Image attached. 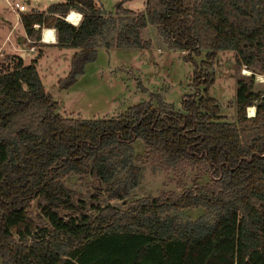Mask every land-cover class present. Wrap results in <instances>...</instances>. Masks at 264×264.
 <instances>
[{
    "label": "trees",
    "instance_id": "1",
    "mask_svg": "<svg viewBox=\"0 0 264 264\" xmlns=\"http://www.w3.org/2000/svg\"><path fill=\"white\" fill-rule=\"evenodd\" d=\"M122 1L111 14L95 0H60L19 13V22L32 44L41 28H53L54 45L73 50L68 83L97 46L148 50L141 31L154 26L167 49L192 63L194 91L182 97L181 111L149 93L116 117H64L35 59L0 63V264H264V97L245 117L258 95L251 80L237 79L236 122L228 123L207 92L217 51L231 50L237 66L257 63L264 73V0H144L138 13ZM72 11L80 14L76 25L64 19ZM135 140L149 154L137 160L177 174L203 162L211 182L138 197L123 209L95 203L88 214L82 202L74 206L68 174L94 177L112 200L137 186L138 168L129 163ZM124 170L128 177L118 179ZM32 200L42 224L27 213ZM186 208L208 216L179 222L172 213Z\"/></svg>",
    "mask_w": 264,
    "mask_h": 264
},
{
    "label": "rangeland",
    "instance_id": "2",
    "mask_svg": "<svg viewBox=\"0 0 264 264\" xmlns=\"http://www.w3.org/2000/svg\"><path fill=\"white\" fill-rule=\"evenodd\" d=\"M7 1L21 4L25 8L24 12H29L43 11L49 4L60 0H0V63L6 60L14 61L12 57L17 56L12 54L10 39L14 37L15 40L23 41L21 25L18 22L19 14L17 15L7 7ZM95 1L105 12L113 14L115 4L122 0ZM121 5L138 13L143 11L144 0H123ZM11 26L13 29L16 27L17 30L11 32L9 39L5 38ZM111 36L112 33H106V40H110ZM141 36L151 41V47L148 50L104 49L97 46L94 59L86 62L83 72L74 77L70 83L64 81V78L69 69L72 49L48 46L45 53L36 58L39 50L34 48L31 54L24 57L23 62L27 64L32 59L36 60L41 83L46 92L58 103L55 112L60 116L81 119L116 117L127 107L147 100L149 93L159 94L162 101L171 105L173 110L181 111L182 97L194 91L190 85L192 63L183 58V52L167 49L154 26L143 29ZM37 59H39L38 62ZM200 59L202 54L193 56L195 63H198ZM243 68L246 70H241ZM212 73L214 81L207 92L219 106V120L228 123L236 122L234 97L237 79L251 80V90L258 95V99L247 106L253 109L252 113L250 114L248 110L251 108L245 107L243 110L245 117L249 115L254 117V107L261 102L260 98L264 97V73L259 70L258 64L247 67L237 66L234 63L233 51H217ZM152 105L156 106L154 100ZM131 146L129 163L130 166L138 168L137 186L129 190L124 199L112 200L106 198L103 191L105 186L94 177L88 174H68L63 178V184L72 191L74 206L82 202L83 210L88 214H94V211L89 209V205L95 203L123 209L138 197L156 196L168 191L178 194L185 188L211 182V174L203 162L186 163L177 174L173 168L163 169L152 161L137 160L136 155H140L142 159L149 156L140 141L135 140ZM127 177L126 170L117 175L120 180H125ZM95 192H101L102 199L95 201L93 197ZM27 213L37 220L38 224L43 223L39 217L36 200L30 202ZM172 214L179 222L208 216L202 208L178 209ZM207 218L210 219V217Z\"/></svg>",
    "mask_w": 264,
    "mask_h": 264
},
{
    "label": "crops",
    "instance_id": "3",
    "mask_svg": "<svg viewBox=\"0 0 264 264\" xmlns=\"http://www.w3.org/2000/svg\"><path fill=\"white\" fill-rule=\"evenodd\" d=\"M27 2V1H26ZM39 10V9H38ZM71 11V10H70ZM75 12V11H74ZM77 13V12H76ZM70 14V12H69ZM19 22V21H18ZM19 25L20 22H19ZM13 30H17L16 27L13 29V27L11 26V28H9L7 30L6 33V37H8V39L10 38V35L13 33ZM12 32V33H11ZM19 32V31H18ZM21 35L23 38V41H19V40H15V38L13 37V39H10V46H12V54L17 55L18 57H20L22 60L24 59V57L28 56L29 54H31L30 52L33 51V49L35 48L36 50L41 51L42 50V55L45 53L46 51V47L48 46H52V48H55L53 43H44L42 41H39L38 43H36V45L32 44L31 42H29V40L26 38L24 31L22 29L21 26ZM42 44V45H41ZM69 49V48H67ZM23 56V57H22ZM42 57V56H41ZM40 59V58H39ZM39 59H37V62L39 61Z\"/></svg>",
    "mask_w": 264,
    "mask_h": 264
},
{
    "label": "built area",
    "instance_id": "4",
    "mask_svg": "<svg viewBox=\"0 0 264 264\" xmlns=\"http://www.w3.org/2000/svg\"><path fill=\"white\" fill-rule=\"evenodd\" d=\"M7 7L12 11V12H15V13H17V15L19 14V13H23L24 11H25V8H24V6L23 5H21V4H17L16 2H8L7 1ZM67 15V14H66ZM80 16V15H79ZM79 21V20H78ZM71 24V23H70ZM77 24V23H76ZM76 24H72V25H76ZM47 31H50L51 33V41H48V40H42L43 38V34H46L47 33ZM50 38V37H49ZM40 41H42V42H44V43H53V42H55V36H54V30H53V28H41L40 29ZM241 70H246V69H241ZM247 108H249V107H247ZM246 108V109H247ZM253 116V115H252Z\"/></svg>",
    "mask_w": 264,
    "mask_h": 264
},
{
    "label": "bare ground",
    "instance_id": "5",
    "mask_svg": "<svg viewBox=\"0 0 264 264\" xmlns=\"http://www.w3.org/2000/svg\"><path fill=\"white\" fill-rule=\"evenodd\" d=\"M80 14L76 13V12H70V14H68L65 18V20L71 24H76L80 18L79 16ZM51 32L50 31H47L46 34H43V39L42 40H48V41H51ZM50 37V38H49ZM249 110V113L251 114L253 109H248ZM252 115H249V117H251Z\"/></svg>",
    "mask_w": 264,
    "mask_h": 264
},
{
    "label": "water",
    "instance_id": "6",
    "mask_svg": "<svg viewBox=\"0 0 264 264\" xmlns=\"http://www.w3.org/2000/svg\"><path fill=\"white\" fill-rule=\"evenodd\" d=\"M34 28H35V29H38V26L35 25Z\"/></svg>",
    "mask_w": 264,
    "mask_h": 264
}]
</instances>
